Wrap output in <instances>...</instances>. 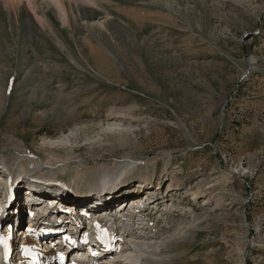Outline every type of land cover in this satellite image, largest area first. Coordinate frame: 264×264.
Returning <instances> with one entry per match:
<instances>
[{"label":"rangeland","instance_id":"374dc122","mask_svg":"<svg viewBox=\"0 0 264 264\" xmlns=\"http://www.w3.org/2000/svg\"><path fill=\"white\" fill-rule=\"evenodd\" d=\"M96 1L66 0L65 23L35 0L44 26L26 0H0V154L20 144L48 163L46 150L73 149L56 171L65 185L84 164L116 165L122 183L154 173L170 218L150 207L151 235L110 254L124 264H264V0ZM167 168L182 185L171 196L157 184ZM24 175L8 213L63 191ZM132 183L88 202L115 214L141 190Z\"/></svg>","mask_w":264,"mask_h":264},{"label":"bare ground","instance_id":"6f19581e","mask_svg":"<svg viewBox=\"0 0 264 264\" xmlns=\"http://www.w3.org/2000/svg\"><path fill=\"white\" fill-rule=\"evenodd\" d=\"M4 1L6 2L5 3L6 5L11 4L13 9H15L14 8L15 3L19 4L21 2V0H4ZM45 1H47L48 4L54 5V7L57 10L58 15L63 20V22L66 23L69 21V9L67 8V6L65 4L66 0H45ZM68 1H70V0H67V2ZM71 1H73L75 3V5L78 3H80V4L83 3V4H87V5H94V7L100 8V4L96 0H71ZM26 3L28 5V9H29V12L31 13V15L40 24L44 25V23L46 21V17L43 13H39L37 11V7H35L36 6L35 0H26ZM133 15L137 17L136 14H133ZM46 87L47 86H45V89H46ZM110 111L111 110L108 111L109 112L108 116H114L115 112H113V111L110 112ZM106 116H107V114H106ZM62 126H64V125L63 124L60 125V128ZM15 142L16 141L13 140V143H15ZM19 145L20 144L12 147L14 150H12L11 155L4 156V155L0 154V163L3 165V167L1 168L3 170L0 169V184H2V187L1 186L0 187L2 189L6 188V184H7L6 181H4V183L2 182L4 180L2 178L7 177L8 180H11V181L15 180L16 181L17 179L13 178L14 174H16L18 176L17 178L19 179V177L21 175L26 174V173L35 179L41 178V179L48 181V182L51 181L53 183L59 182V184L60 183L62 185L64 184L63 180L59 181L60 179H59V176L57 175L56 171H61L63 168L66 167L67 163L70 162L68 160L74 159V157L73 158L71 157L73 155V151H74L73 149H70L67 152H65V155H63L62 160H59L60 155L55 153L56 150H54V149L46 150L47 153L45 152V157L48 159L49 162L45 163V161H43V159L40 158L38 155L32 154V152H30L28 150V148H25L27 150H24V149L21 150V148H18ZM20 147H22V146H20ZM59 162H62V163L60 164ZM58 163H59V165H58ZM43 165H44V168L41 169L40 167H42ZM86 165L87 164H84L82 166L81 165L78 166L77 174L75 175V178L72 179L74 185L71 184V182H69L67 185L64 184L62 186L63 191L60 190V192L61 191L62 192L59 193V195H55L54 198L52 196H50L51 193L45 194L42 197L45 199L48 198L49 201H51V205L54 204L55 202L58 205L60 203V201L63 203H69V202L74 203V204H71V206L81 205L82 206L81 209H83L85 211L86 210L91 211V213L94 214L93 215L94 218H99V217H101L102 214H104V212L109 211V210H107V208H105V211L102 213V211L94 210V207H92L91 203H89L88 201L83 202V200H85L89 195V194H87V192L89 193V192H92L94 190V191H96L95 194H102V193H104V191H106V192L108 191V193H106L108 195L110 193V191L113 188H115V185H119L120 182H121V184H126L129 187L130 185L134 186L135 183L133 184L132 182L135 181V182H139L138 187H140L141 190L138 189L136 191L133 190V191L129 192V194H131L130 196H128V197H130L129 200H134V203H132L131 205H133L135 208V206H138L139 204L144 202V204L151 206V209H153V210L156 209L155 212L151 213V215H155L157 213L158 214L160 213V214H164L166 218H170V214H166L170 210L168 208L160 209L161 206H158V204H160V205L162 204V202H163L162 198L160 200L158 198H156V199H158L157 200L158 202L157 201H155V202L151 201L149 203L146 201L147 198H150V197H148L149 195L152 196V194H155V196H156V195L160 194V193H158V191H155L156 187H153V185L151 184V181L153 182L157 178V176H155L154 173L148 172L147 170H143L142 171L143 173L138 178H136V179L134 178L132 180H129L127 183H122V179L121 180L117 179L119 177L118 176L119 174H118V171H117L118 168L116 165H114V166H103L102 168H98L95 166L92 169H90L89 167H86ZM14 166H15V169L17 170V172L13 171ZM55 168H57V169H55ZM61 172H63V171H61ZM165 172L169 176H166V174H165L164 177H161V179L157 181V184H160L163 182L164 183L170 182V179L174 175V170L172 168H167V169H165ZM3 184L5 185V187L3 186ZM31 184H33V183H31ZM82 184H84V185H82ZM142 184H144L143 188H141ZM27 185H29V184H27ZM167 186H168V192H167L168 196H171L172 193H174V192H178L177 190H180L182 187L181 183H178V182L174 183L172 181L170 183H168ZM82 188L85 189V192H82L85 194H82L79 196H73L71 198L67 197L64 194V193H68V192L69 193L74 192V193L78 194L79 192L82 191ZM41 192H42V190H41ZM119 192H120V190H119ZM9 193H11V192H8V194ZM116 193H118V192H116ZM143 193L145 195L144 197L142 195ZM192 194L195 195L196 194L195 191H193ZM153 197L154 196H152L151 199H153ZM32 200H34V199H32ZM170 200H171V198L165 200L166 201L165 202L166 207H170V206H168V202ZM110 202H114V198H113V200L111 199L109 201V203ZM122 203H124V202H122ZM134 208H128L127 210H129V209L130 210H136L137 209V208H135V209ZM19 211H20V215H18V216L20 218L22 216L24 217L25 214L23 213V211H21V210H19ZM122 213L128 215L126 213V210L123 209V210H119L117 217L122 219V217H124V216H122V215H124ZM149 213H150V208L148 207V209L146 211L142 212L141 217H138V215L133 214L132 217L128 218L129 221H126L125 223L122 220L120 221L119 218L117 219L119 222H123L122 226H128V225L132 224V226H133L132 229L135 228L137 230H130L129 231V230L123 229L122 227L121 228L118 227L119 228L118 231H116L115 232L116 234L114 233V235H113V241L114 240L116 241V244H115L116 248H120L121 246L128 245L127 242L129 241V239H128V241H125V237L130 235V234L131 235L142 234L145 236V233H140L141 229L151 228L148 234H150L151 230H154L153 227H156V225H154L152 227L151 226L152 224L150 221L151 219L149 220V217H148V220L145 218L147 215H149ZM55 214L60 215L61 211L58 210L55 212ZM150 217H152V216H150ZM131 220H133V221L131 222ZM40 221H41V219H39L38 217H35L31 220V222H30L31 225H29V227L27 229H25V231L23 233V244L17 249L18 257H16V258L12 257L11 259H8L7 261L3 262L4 264H63V263L58 262L59 258L55 257V254H56L55 251H52L50 253H46V251L49 248V247H47V245H49L51 243L50 241L54 240V238H46L47 240L44 242V244L46 245V249H41L39 243L37 242V239L35 238V236L37 235V232L39 231V229H36L37 226H33V225H35L34 223H36V225H41ZM138 221H140V225L137 226ZM149 223H150V225H149ZM74 226H75L74 223H72L71 228H73V230L76 229ZM112 228L114 231L115 227H112ZM56 241L58 242V238ZM110 254H111V252L108 254H104L103 258H101L99 260L95 259L93 261L87 262L88 260L85 259V261L80 260L79 262L85 263V264H122L123 263L122 258L119 257V258L112 259ZM80 255L83 256V254H80ZM127 258L128 257H126V259ZM76 263H78V262H75L74 264H76Z\"/></svg>","mask_w":264,"mask_h":264}]
</instances>
